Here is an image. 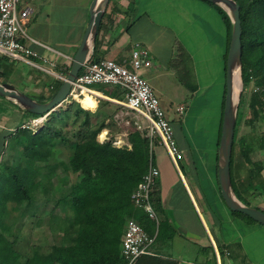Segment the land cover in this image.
Wrapping results in <instances>:
<instances>
[{"label":"rangeland","instance_id":"1","mask_svg":"<svg viewBox=\"0 0 264 264\" xmlns=\"http://www.w3.org/2000/svg\"><path fill=\"white\" fill-rule=\"evenodd\" d=\"M49 2L50 4L47 5L45 11L40 14L36 23L33 26L29 25L27 28L28 37L36 40L44 47H39L31 43V41H28L31 49L47 56L52 54L51 50L47 48L55 51L67 52L68 44L79 42L86 25L87 16L90 13L92 0H50ZM169 2V0H137L138 8L141 11L145 7H149L147 11L149 18L155 24H157L156 14L158 9L169 8ZM171 5H175L182 15H186L184 16V20L180 21L181 30L178 28V30H173V33L165 32L162 34L163 32L156 28L153 32L147 34V38L149 41H152L159 35L169 39L175 36L178 39L180 38L185 45H189L195 57L193 64H189L184 55L181 56V58L179 57V61L184 67V75L182 77H184L183 79L186 81V85H188L189 88L186 89L185 85H183V87L179 89L171 90L175 91L176 98H179L175 100L174 105L169 104L167 98H160V103L168 119L172 122L174 139L180 150L181 158L177 161L178 164H176L172 157L166 152V148L163 145H159L157 140H155L153 159L161 170L159 186L164 181L168 180L167 175H169L170 169L178 170L180 168L184 171L183 166L185 161L196 163V166L199 167L198 172L200 173L199 182L203 184L208 194L206 195L210 197L212 201L213 193L209 190L208 177L209 174H214L215 170V152L219 140V127L225 96L224 91L226 89V77L222 80V84L221 82H212L210 73L212 72L213 78H216V74L219 71L218 59H214L217 56L218 49L215 48L213 42L214 39L218 37V33L225 24L218 13H214L213 18L208 11H205L204 8H208L207 6H209L214 10L213 12H217L215 7L203 0H175L171 1ZM161 20L162 19H159L158 22ZM146 25L147 23L144 21L140 29H147ZM188 26L190 28L186 29ZM183 43L180 45L182 48H184ZM148 46L149 45L146 44V47ZM181 50L183 51V49ZM159 51L163 52V56L166 57L169 48L164 45ZM177 52L180 53V51ZM0 66L6 69L5 71H0V81H7L16 87L19 84H23L25 85L24 89L32 94L33 86L30 82H27L28 78L26 77L28 75L43 74L44 77L50 78L46 72L44 73L34 68L32 65L19 60L14 61L10 58H3L0 60ZM224 75L225 72H223V77ZM198 78H202L201 83ZM209 84L212 86L207 87ZM256 84L257 80L253 78L248 89L245 90L243 85L241 93L239 108L243 99L246 104L242 107L240 125L237 133L235 171L238 173V177L240 176V178L244 180H254L253 185L248 187L249 189L247 188L244 194L247 200L250 201L251 207L264 210V186L262 187L257 183V181H261V179L258 178L259 173L256 168H251V165L245 161L242 155V151L247 149L246 144L254 143L258 135L260 136L264 133V120H262V122L258 121L253 123L252 112L248 107L252 94L260 92L261 90ZM198 85H200V87L197 90L195 88ZM190 87H193V89ZM91 89L100 91L104 96L110 99H123V94L125 92L121 87L110 84H95L91 86ZM178 92H181L182 95H177ZM40 98L44 97L42 96ZM77 100L79 102L81 99ZM79 103L74 102L73 104L71 100H67L61 107L57 108L56 111L68 110L70 107L77 109V104ZM99 103L100 109L95 116L96 120L87 128L86 138L89 140H96L102 144L111 142L112 146L115 148L131 150L132 145L129 143V134L135 131V126L131 127V125L125 123V120L122 123L116 118L121 114V109L111 101L101 98L99 99ZM179 105L185 107V112L183 114H178L175 111ZM84 106L85 105L82 103V107L80 105V108L83 109ZM97 108L98 105L94 110H90L95 113ZM35 120V118L27 114V117L19 122L21 125L11 126L13 127V131L11 132L16 133L18 128H31L32 130L41 128L47 120V116L37 124H35ZM79 122H77L74 116H71L68 121V124L64 128V137L67 143L73 141L75 134H78V132L82 130ZM103 132L106 133V136L104 139H101ZM0 138V178H3L7 175L5 166L7 164H15L20 151L23 149L14 145L15 138H13L11 134H1ZM21 138L27 141L25 135H22ZM241 139H243L245 143L240 141ZM60 145L61 142H58L57 146ZM262 157L264 158L263 155ZM258 158L259 154H252V160ZM205 163H207V165ZM202 164L206 166L201 169L200 165ZM21 165L22 167H27L28 165V159L24 155L21 158ZM57 174L58 175L53 178L52 183L54 184L55 190L58 192L53 196H48L50 197V201H40L38 210L30 212L25 211V215H22L25 209L24 207L18 204L9 205L11 214L9 218L6 219L8 230L5 234L0 236L2 242L6 246H15L17 250H22L24 254L32 257L35 253L47 254L55 245H61L65 242L63 232L58 230L54 222L55 216L64 215L62 206L57 203V200L62 196L59 190L62 188L69 189L82 179V174L64 168H59ZM256 183L257 185L254 186ZM38 195L40 196L39 198H41V194ZM211 203L214 207L212 208L215 210L217 208L228 210L224 201L222 204L218 202L219 205H214L213 202ZM134 213L138 219L142 218L144 221H147L148 224L151 225L150 230L153 232L152 229H154L156 224L152 225L142 210H135ZM244 220L247 222V219ZM258 226L262 230L261 234L252 235L250 232H247L249 237L246 239L244 238L245 240L243 239V244H246L244 245L246 251L251 250L250 246H252L255 241H260V247L264 250V227L261 225ZM222 260L223 264H228V260L223 255ZM245 264H248V262Z\"/></svg>","mask_w":264,"mask_h":264},{"label":"trees","instance_id":"2","mask_svg":"<svg viewBox=\"0 0 264 264\" xmlns=\"http://www.w3.org/2000/svg\"><path fill=\"white\" fill-rule=\"evenodd\" d=\"M221 14L229 28L230 45L232 23L227 13L220 7L206 1ZM240 5L242 21L243 46V84L248 89L252 79L256 78L260 92L252 94L248 107L252 112V122H258L264 117V0H235ZM229 49L227 51L226 60ZM44 98H33L41 102L51 100L62 86ZM75 101H73L74 104ZM77 109L52 112L41 128H18L12 136L14 145L22 148L15 164L5 166L7 175L0 178V236L8 230L6 219L9 218L10 204H18L25 211H36L42 200L50 201V195H55L52 183L59 168L71 169L81 173L82 179L69 189L62 188V196L57 203L62 206L64 215L55 216L54 222L60 232H63L65 242L55 245L47 254L35 253L32 257L17 250L15 246H6L0 238V264H126L121 256V240L126 221L136 218L150 234L145 221L138 219L134 213L131 194L147 172L151 158L150 140L146 132L134 131L129 134L132 149H118L112 143H99L89 140L87 128L96 120L92 110L97 100L91 96L87 105L82 107L79 101ZM225 96L222 106L224 110ZM243 99L240 103L233 144L231 160V177L237 197L246 205L250 201L245 197V191L253 185V179H242L235 171V156L237 133L240 125ZM79 105V106H78ZM37 119L43 116L26 113ZM71 116L79 122L82 130L75 134L73 141L67 143L64 128ZM222 117L219 127L221 137ZM25 135L27 141L22 140ZM217 143V150L219 146ZM243 143L244 140L241 139ZM61 142L60 146H57ZM260 147L264 150V133L258 138ZM247 149L242 151L245 161L254 169L252 154L254 149L247 143ZM28 159L27 167H22L21 158ZM218 159V158H217ZM216 159V161H217ZM234 169V172H233ZM259 172L262 171L259 168ZM249 189V188H248ZM38 194H41V198ZM155 210L160 211V197L153 195ZM257 208V207H256ZM259 209V208H258ZM261 210V209H260ZM264 211V210H262ZM234 215L257 223L249 217L232 212ZM21 215V216H22Z\"/></svg>","mask_w":264,"mask_h":264},{"label":"crops","instance_id":"3","mask_svg":"<svg viewBox=\"0 0 264 264\" xmlns=\"http://www.w3.org/2000/svg\"><path fill=\"white\" fill-rule=\"evenodd\" d=\"M49 1L50 0H40L34 4V14L29 25L33 26L36 23L40 14L44 12L46 6L50 4ZM169 1V8L158 9L156 14L157 24H155L149 18L147 12L149 7H145L141 11L138 8L137 0H111L103 18L97 40L93 46L90 61L111 59L122 63L124 60H129L131 52L135 48L141 47L148 50L150 53L151 66L149 68H143L140 73L149 81L159 99L165 97L168 99L169 104L174 105L175 100L179 98H176L175 91L171 90L179 89L183 87V85H185L186 89L189 88V86L186 85V81L183 79L184 77H182L184 75V67L181 65L179 57L181 58V56L184 55L188 63L193 64L195 55L188 44L185 45L180 38L178 39L175 36L169 39L159 35L152 41H149L147 38V34L153 32L156 28L163 32L162 34L165 32L173 33V30H178V28L181 30L180 21L184 20V16L186 15H182L175 5H171V1L175 0ZM207 7L208 8H204L205 11H208L213 18L214 13H218L221 16L217 9V12H213L214 10H212L211 7ZM87 17L82 37L79 42L68 44L67 52L51 49L52 54L50 56L40 53L44 57L56 61L59 64L58 68L55 69L56 73L61 72L62 65L67 61L56 54V52L67 57H74L88 27L90 13ZM159 19L162 20L158 22ZM144 21L147 23V29L141 30L140 26ZM223 22L225 26L218 33V37L215 38L213 42L215 48L218 49L217 56L214 59H218L219 71L216 74V78H213L212 72L210 73L212 82H221V84L222 80L226 77V55L229 49V28L224 20ZM188 28L190 27H186V29ZM27 43L29 44V42ZM37 43L38 44L34 45L43 47L39 42ZM181 43L184 44V48L180 46ZM146 44L149 46L146 47ZM164 45L169 48L166 57L163 56V52L159 51ZM181 49H183V51ZM177 51H180V53ZM42 67L48 68V65H43ZM3 70L5 71L6 69L0 66V71ZM43 72L45 73V71ZM223 72H225L224 77ZM46 74L50 78L44 77L43 74L28 75L26 77L28 78L27 82H30L33 86V94L24 89L25 85L23 84H19L17 88L33 98H40L44 95L48 96L51 91L57 89L61 80L47 72ZM199 80L201 83L202 78ZM5 82L9 83L7 81ZM211 86V84L207 85V87ZM199 87L200 85L194 88L198 90ZM190 88L193 89V87ZM91 91L93 93L85 92L83 96L76 98L75 102L79 103L77 99H82L83 104L87 105L89 96L95 98L98 108L94 115H97L100 109L99 99H107L121 109V114L116 117L117 119L122 123L125 120V123L131 125V127L135 126L134 130L136 131L145 132L138 128V126L143 127L145 125V121L142 117L139 116L136 118L132 113L129 115L123 114V108L115 102L122 99H110L104 96L100 91L94 89H91ZM177 95H182V93L178 92ZM70 100L71 99L68 101ZM26 113L27 112L23 111L14 103L0 97V137L1 134L5 133L13 135L14 133L11 132L13 131V127L11 126L21 125L19 122L27 117ZM262 120H264V117H262L259 122H262ZM128 122H130V124ZM258 138L259 135L255 142L251 143L254 149L253 153L256 155L259 154V158L253 160V168L257 169L259 173L258 178L261 179V181H257V183L263 187L264 158L262 155L264 156V150L260 147ZM153 152L152 161L155 164ZM166 152L168 153L167 150ZM217 156L218 150L215 152L214 174H209L208 177L209 190L213 193L212 201L210 197L207 196L208 194L203 184L199 182V167H197L194 162L185 161L183 166L184 171L180 168L178 170L170 169L169 175H167L168 177L166 176L168 180L164 181L160 186L159 176L154 191V193H158L160 197L161 210H156L158 221H152L147 217L152 225L156 224L154 229H152L153 232L150 230L151 225L145 221L146 227L149 229V232L151 231L150 235L155 238L154 246L152 245L150 248L152 255L141 257L135 264H223L222 255L228 260V264H245L247 262L248 264H264V250L260 247V241L253 242V245L250 246L251 250L247 251L246 247H244L246 244H243V239L249 237L247 232H250L252 235L261 234L262 230L258 226L260 224L246 222V220H244L245 218L234 215L227 206L226 208L229 212L224 208L213 209L214 207L211 202H213L214 205L218 204V202L219 204L223 203L217 178ZM205 164L207 165V163ZM206 165H200L201 169ZM258 167L261 168L262 171L259 172ZM257 183L254 186H256Z\"/></svg>","mask_w":264,"mask_h":264},{"label":"built area","instance_id":"4","mask_svg":"<svg viewBox=\"0 0 264 264\" xmlns=\"http://www.w3.org/2000/svg\"><path fill=\"white\" fill-rule=\"evenodd\" d=\"M39 1L0 0V60L10 58L14 61L27 62L64 81L73 58L56 52L67 60L62 65L61 72L56 73L55 69L59 64L31 49L27 43L31 41L38 44L28 37L27 28L34 14L33 6ZM43 65H48V68L42 67ZM150 66V53L141 47L135 48L129 60H124L122 63L111 59L88 61L72 83L68 100L71 99L73 102L85 92L93 93L91 86L95 84H110L121 87L125 91L124 98L115 102L123 108L124 115L132 113L136 118L139 116L143 118L145 125L138 128L146 132L151 149L147 172L131 194V202L135 210H142L149 219L157 222V212L152 201L160 176L159 168L152 161L155 140L166 148L175 163L181 158V153L174 139L172 122L168 119L153 87L140 73L143 68ZM176 112L183 114L185 107H177ZM43 119L44 116L36 119L35 124ZM154 242L155 238L136 218H129L121 240V256L126 264H135L141 257L152 255L150 248Z\"/></svg>","mask_w":264,"mask_h":264},{"label":"water","instance_id":"5","mask_svg":"<svg viewBox=\"0 0 264 264\" xmlns=\"http://www.w3.org/2000/svg\"><path fill=\"white\" fill-rule=\"evenodd\" d=\"M111 0H93L90 6V20L80 45L73 57L71 69L55 96L45 102L33 99L14 85L0 82V97L23 111L39 116H49L66 102L71 85L91 59V52ZM224 10L232 23V35L226 64V92L222 116L221 137L217 156V178L220 193L226 206L232 212L243 214L264 227V211L243 203L236 195L231 177V160L243 90V46L240 5L235 0H206Z\"/></svg>","mask_w":264,"mask_h":264},{"label":"bare ground","instance_id":"6","mask_svg":"<svg viewBox=\"0 0 264 264\" xmlns=\"http://www.w3.org/2000/svg\"><path fill=\"white\" fill-rule=\"evenodd\" d=\"M78 98V97H77ZM106 136V133L103 132V134L101 135V139H104Z\"/></svg>","mask_w":264,"mask_h":264}]
</instances>
